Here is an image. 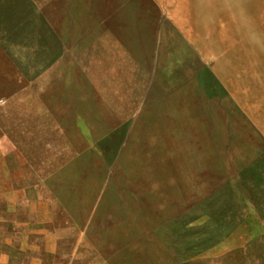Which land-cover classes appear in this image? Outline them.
Returning <instances> with one entry per match:
<instances>
[{"label":"rangeland","instance_id":"1","mask_svg":"<svg viewBox=\"0 0 264 264\" xmlns=\"http://www.w3.org/2000/svg\"><path fill=\"white\" fill-rule=\"evenodd\" d=\"M218 1L0 0V175L54 264H264V0Z\"/></svg>","mask_w":264,"mask_h":264},{"label":"crops","instance_id":"2","mask_svg":"<svg viewBox=\"0 0 264 264\" xmlns=\"http://www.w3.org/2000/svg\"><path fill=\"white\" fill-rule=\"evenodd\" d=\"M136 3L152 6L159 15H165L172 22H192L190 15L193 14L207 16L203 18L209 22V16L216 11L215 6L223 4L218 0H137ZM247 4L250 5V0ZM185 7L192 8L185 10ZM222 16L212 21L221 22ZM8 166L9 173L0 175V264H54L58 259L53 260V256L57 255L48 254L45 234L39 228H33L38 224L33 217L30 182L25 174L22 177L16 175V165L11 163ZM38 203L35 207L42 209L40 199ZM43 209L47 207L43 206ZM58 240L63 242L62 238H56V245Z\"/></svg>","mask_w":264,"mask_h":264}]
</instances>
